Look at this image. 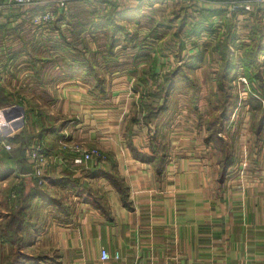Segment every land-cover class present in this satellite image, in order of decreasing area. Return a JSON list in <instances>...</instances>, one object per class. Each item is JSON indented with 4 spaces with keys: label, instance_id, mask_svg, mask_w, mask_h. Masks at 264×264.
Instances as JSON below:
<instances>
[{
    "label": "crops",
    "instance_id": "crops-1",
    "mask_svg": "<svg viewBox=\"0 0 264 264\" xmlns=\"http://www.w3.org/2000/svg\"><path fill=\"white\" fill-rule=\"evenodd\" d=\"M129 1L136 5H124ZM100 3L111 10L117 8L113 19L121 25H137V29L131 28L136 35L154 38L152 43H139L135 53L123 43L116 47L115 60L126 69L110 74L105 93L94 88L91 78L81 72L42 85L33 60L40 58V66L43 58L34 43L58 32L33 25V18L49 7L9 8L0 0V85L13 98L19 95L41 101L47 94L52 99L47 104L43 101V107L57 120L53 128L58 132L43 134L42 144L35 145L42 146L50 160L45 178L69 179L72 174L79 182L77 187H64L47 180L44 188L54 204L35 201L33 213L37 214L31 219V234L25 236V244L16 246L2 238L1 227L6 208H17L23 184L26 186L33 175L18 174L16 165L2 157L0 167L8 176L0 178V264H16L13 256L17 249L26 254L23 264H264V132L261 137L257 134L263 112L238 104L229 123L216 113L218 124L210 119L209 108L196 112L195 131L200 136L193 134L191 146L183 147L171 137L174 126L171 129L168 121L175 112L170 102L166 113L144 124L141 117L130 119L134 116L129 115L132 107L128 111L132 102L122 90L116 91V83L124 82L131 89L151 75L146 69L165 66L161 50H182L189 60L191 52L218 51L220 44L231 40L235 57L253 49L261 53L263 62L264 8L253 12L240 9L228 18L226 4L205 0ZM50 6L58 13L55 3ZM121 25L116 26L121 29ZM168 33L182 42L167 44L162 35ZM88 47L83 50L84 58L97 62L106 72L108 57L103 50ZM69 51L75 53V49ZM57 54L66 57L64 51ZM65 63L73 65L68 58ZM185 65L194 64L188 61ZM54 68L53 74L60 66ZM241 76H247L244 69L238 70L233 83ZM189 78L188 74L183 81ZM14 108L0 110L12 114ZM140 108L137 117L142 116ZM203 114L208 120H199ZM36 115L34 119H40L39 113ZM246 115L254 129L252 138L238 135L242 125L237 119ZM15 116L9 122L19 120ZM103 120H109L110 125L99 126ZM224 134L230 138L228 142ZM73 142L100 148L109 155V164L92 161L75 165L67 150ZM6 145L15 147L6 143L4 148ZM62 198L69 204L61 202ZM103 250L110 255L109 261H102Z\"/></svg>",
    "mask_w": 264,
    "mask_h": 264
},
{
    "label": "trees",
    "instance_id": "trees-1",
    "mask_svg": "<svg viewBox=\"0 0 264 264\" xmlns=\"http://www.w3.org/2000/svg\"><path fill=\"white\" fill-rule=\"evenodd\" d=\"M88 3V2H86ZM85 3V4H86ZM84 10V9H83ZM85 11V10H84ZM85 17L81 16L83 14L77 15L76 22L71 23V30L67 34L65 21V14L61 16L55 23V30L58 34H51L47 40L35 42V51L39 53V57L43 61V65L38 66V62L40 58H34L35 66V75L41 79L42 85H50L52 79H59L62 75H68L70 77L76 75V73H84L86 78H91L93 81L90 84L99 90L102 93L108 91V83L104 79H99V76L95 78V74L100 73V65L97 62H92L89 59L84 58L83 50H87L89 47L88 42H85L86 39L89 41H96L98 44V48L104 55L108 57L107 59V70L112 75L119 70L126 69L125 65H120L116 60L115 49L118 45L123 43L126 47H132V53H135L137 49V45L139 44V37L136 34H129V31L121 28L119 29L116 26V22H109L107 19L100 18V25L96 27V25L90 20V12H87ZM23 28V26H19ZM52 31V32H53ZM102 31L105 33L101 34ZM132 36V37H131ZM99 39L107 44L102 45L99 43ZM31 44V43H30ZM233 42L231 40L228 43L220 44L219 47L221 49L222 57H223V65L220 72L221 80L218 81L217 89L219 94H231L232 93V85L233 81L236 79L239 68L244 69L246 73L247 81L251 88V94L247 98L245 104L250 105L252 109L257 110L259 113L264 112V104L260 101V98L264 100V61L260 60L261 53L250 49L243 53V56L234 57V52L231 50V45ZM75 49V53H71L69 49ZM219 48V50H220ZM64 51L66 57L57 56L58 51ZM24 52L22 49L17 55H21ZM66 58L70 59L73 62V65H67ZM60 66V69L53 74L55 71L54 66ZM182 77V80H185L187 75L182 69H178L177 72H170L166 74L164 81L159 84V94H155L153 98H157L158 101L162 96L163 99L162 104H158L153 106L152 104H142L140 108L141 114L145 111L146 115L143 117V120L146 123H149L155 119H158L162 114L166 113L169 109V101L168 98L171 93L175 89L176 84L178 83V79ZM226 82V83H225ZM235 98V97H234ZM12 94L6 91L0 85V107H7L14 104ZM43 101L48 100L49 102L52 99L47 96V94H43ZM236 99V98H235ZM218 104L216 109L222 110V119L225 123H229L231 119V113L234 108L238 106L236 101L232 98L218 99ZM24 105L23 103H20ZM153 106V107H152ZM242 106V105H241ZM215 109V110H216ZM231 109V110H230ZM32 116V115H31ZM29 116V117H31ZM27 118V116H25ZM27 123V122H26ZM215 124H218V120H214ZM40 125L42 128V132L39 136L31 135L25 131L26 125L24 127V131L21 134H18L11 138L0 137V166L2 163V157H6L10 161L16 165V172L19 174L32 175L33 173V165L30 162V154L35 148V145L44 139L46 135L51 133L56 134L58 131L54 129L53 126L47 128L42 127L40 121L36 124ZM52 131V132H51ZM264 132V116H262L260 120V124L257 128V134L259 137ZM45 136H44V135ZM214 137H218L217 132H214ZM6 143L13 144L15 147L11 148L10 151H5L4 145ZM30 162V163H29ZM8 176V172L3 170L0 167V178H5ZM47 180L49 183H56V185L64 186V187H77L79 185L78 180L63 178L52 180L50 177L44 178V184H46ZM31 184H23L24 189L22 190L21 196L18 199L17 208L13 209L10 214L7 216L6 221L1 227V236L5 240L10 241V243L23 245L24 239L26 235L31 234L32 227L31 219L33 216V208L35 201H41V203L45 204H54V199L47 195L44 186H40L39 181L34 179L31 176V179L28 181ZM124 194V193H123ZM80 195H83V192L80 190ZM53 199V200H52ZM40 203V204H41ZM1 216V214H0ZM12 244V245H13ZM30 245V244H26Z\"/></svg>",
    "mask_w": 264,
    "mask_h": 264
},
{
    "label": "rangeland",
    "instance_id": "rangeland-1",
    "mask_svg": "<svg viewBox=\"0 0 264 264\" xmlns=\"http://www.w3.org/2000/svg\"><path fill=\"white\" fill-rule=\"evenodd\" d=\"M70 1H74V0H70ZM98 1L100 2V0ZM98 1L96 0H77L74 3L72 2L68 3L67 12L65 14V17H66L65 21L67 22L66 30H68L66 31L67 34L69 33V30H71V23L74 24L76 22V19L78 17L77 15H79L80 13L83 14L81 15L83 17L87 15L85 11L90 12V20L91 22L93 21L96 27H98V25L101 24L100 18H103L104 20L109 18L107 20L109 22H111V20L115 21L116 25L122 24L119 21H116L115 19H113L114 16L117 15L116 13L117 8H114V10H111L108 8L109 7L108 4L107 5L101 4V3L99 4ZM124 5L131 7L136 4L132 1H129L128 3ZM50 7H53V6H50ZM123 24L125 25H121L122 28L128 30L130 35L135 34L134 33L135 31H133L134 29L132 30L131 28L137 29V25L135 26L133 25L134 27H130L129 25H127V23H123ZM103 33H105V31L101 32V34ZM142 36H138L140 40L139 43L154 42L153 41L154 38H152L151 35L144 34ZM146 37H148L149 39H146ZM162 37H163V41H165L169 45L182 42L180 41V39L175 37L173 33L162 35ZM155 39H159V38L155 36ZM156 41H161V38L160 40H156ZM85 42H88V45H95L98 47V44L96 41H89L86 39ZM102 42L103 40L101 41V39H99V43H102ZM104 44H107V43L103 42L102 45ZM221 49L222 47L218 51L202 52L201 50H198L197 52H191L193 53V55L190 57L189 60H187V55H188L187 52H183L182 50L179 51V49H177L176 52L161 50L160 54L164 56L167 60L166 61L167 63L165 66H162L159 68L154 67L153 69L152 68L146 69V72L148 71L151 75H148L144 77L143 79H141L139 83L134 84L131 89H129V87L126 88L124 86L125 85L124 82L116 83L117 84L116 91L122 90V95H126L125 96L126 99L129 98L127 100L129 102H132V106H129L128 111L130 112V109L132 107L131 113H129V115L134 113V116L130 115V119L131 118L138 119L140 117L143 119V117L146 115V112L143 114L140 113L142 116L137 117L138 115L137 109L139 110V107L142 104L148 103L150 105L152 104L153 106L162 104L163 99L165 98V95L164 97L162 96V98H160L159 101L157 98H153L155 97L153 95H155L156 93L159 94V91H160L159 84L164 81L163 79L165 78L166 74H169L170 72H174V71L177 72L178 69H182L186 75L189 74L190 78L188 82H184L181 77L179 79L181 83H177L175 86V89L171 91V93L169 94L170 96L167 97L168 100H170L169 102H170L171 108H174V112H175L172 116L170 115V121L168 122H169V125L171 126V129H172V126H174L173 128L174 131L172 130V134H171L172 139L178 142L179 146H183V147L191 146L192 143L190 142L189 138H192V137L190 136H192L193 134H196L198 137L200 136L198 131H195L196 124H197L196 112L204 111V109L209 108V112L212 113V116L210 117V119L214 122V120H217L216 118L218 116H220V119H222V110L216 109V106L218 104L217 102L218 99H225L227 97L230 99L233 98L236 101V104H240L243 106V104H245L247 98L251 94V88H250L249 83L240 80V77L238 79L239 81L237 80L236 82L233 83L231 94H219L218 93V89H217L218 87L216 88L215 84L218 85V81L221 80L220 72H221L222 65H223L222 63L223 57H222ZM188 61H190L191 65L194 64L193 67H187L185 65ZM239 69H242V68L240 67ZM100 70L101 71L98 75L95 74L92 76H95V78L99 76V79L107 80L106 83H108V80L110 79L109 78L110 73L108 72L107 67H106V72H105V68H100ZM241 72L243 71L241 70ZM145 74H148V73H145ZM107 85L110 86V83H108ZM27 100H29L30 102H28ZM13 101H14V104L9 106V107H13V106L15 107L13 109L14 112H12V114L7 113L6 111H2V109L0 110V135L1 136H4L5 138H11V136L14 137L18 133L21 134V132L24 131L23 129L25 125H26L25 131L27 130V132L31 135L39 136L42 132V128L40 127V125L39 126L36 125L39 121L42 127L44 126L47 128L57 123V120L53 116L49 115L48 111L45 109V107H43L44 102H46L47 104L48 100H45L44 102L42 99L41 101L40 100L36 101V98L21 97L18 95L17 98L13 99ZM260 101L264 104L263 99L260 98ZM20 103H23L24 105H21ZM16 106L22 108L25 111L24 115L22 114V112H20V110L16 108ZM245 106L251 108V106L248 104ZM36 112L39 113L38 116H40V119L38 120L34 119V117L37 116ZM216 113H217V117L215 116ZM261 114H262L261 116H264V112ZM20 115L22 116L21 119L19 117ZM11 116L12 117L15 116L14 118H17L19 120H15L14 123L9 122L8 119L11 118ZM25 116H27V118ZM29 116H31V118ZM206 116L208 117V115L203 114V119L199 118V120L200 121L206 120L207 118L206 119L204 118ZM232 117H233V114L231 113V118ZM108 118L109 120H111L110 116H108ZM249 118H250V115H246L245 117H242V119L241 118L237 119V120H241L240 125H242V129H241L242 132H238V135L241 133L243 137H248V138L254 137L253 126H251L250 124V127H249V124L247 123ZM94 119H96V116L94 117ZM22 120L24 121L23 126H22ZM109 120H103L101 124H98V122L97 124L101 127L103 126V124H106V123L110 125ZM222 121L224 122L223 119ZM143 123L146 124V121L143 120ZM11 126L13 128H11ZM36 126H37V130L35 129ZM21 128L22 130H20ZM197 128H198L197 130H199V126ZM12 130L16 131L15 133L17 134H15L14 132H11ZM224 137L228 142V139H230L228 135L224 134ZM169 138H170V133L168 132V139ZM195 140L196 138L193 137V140H192L193 143ZM38 144H42V143L39 141ZM37 147L41 148L42 146H39V145L35 146V148ZM77 149L79 150V152L74 151ZM67 150L72 152L73 158H75L74 159L75 165H84L92 161L98 162L100 164L101 163L109 164V161H110L109 155L105 153L104 151L100 150V148L89 147L81 143L73 142L71 145V149L69 148ZM87 153L92 154V158L87 161L82 160L80 155L87 154ZM45 156L47 157V155ZM47 160H48V157H47ZM76 160H78L79 163H76ZM49 166H50V160H48V164L46 168H48ZM32 175L34 179L39 181L40 186H45L43 185L45 182H41L42 178L38 177L37 175H34V165H33ZM69 177L73 179L72 174L69 175ZM28 183L31 184L30 182ZM44 189H47V188L45 187ZM60 201L64 202L65 204H69V200L66 198H62L60 199ZM6 212L8 213L7 215H4L3 222L6 221L7 216L10 214L11 211H8V209L6 208ZM35 212L37 214V211H34L33 216H36ZM16 246L18 245L16 244ZM25 255L26 254H22L20 250L17 249V251L15 252L13 256L14 257L13 261L16 264H23L24 260L26 261V259L24 258Z\"/></svg>",
    "mask_w": 264,
    "mask_h": 264
},
{
    "label": "built area",
    "instance_id": "built-area-1",
    "mask_svg": "<svg viewBox=\"0 0 264 264\" xmlns=\"http://www.w3.org/2000/svg\"><path fill=\"white\" fill-rule=\"evenodd\" d=\"M98 1V0H96ZM209 2H215L220 4H226L228 6V14L227 17L231 18L232 14L237 12L240 9H243L247 12H253L258 8H264V0H205ZM5 4L9 8H24V9H31L33 7H49L48 10L44 11L43 13L35 16L33 18V25L42 27L48 31L55 30V23L56 21L66 14L68 3L70 0H4ZM56 4L58 7V13L50 8L51 4ZM240 80L244 82H248L245 76L240 77ZM6 150L10 151L11 146L6 145ZM79 152V150H74ZM82 160H89L92 158V154H81ZM30 160L34 165V175L42 178L41 182H44L45 174L47 172V164L48 160L47 157L44 155L40 147L33 149L30 154ZM76 163H79L76 160ZM102 261H109L111 259L110 255L107 251L103 250L101 253ZM115 259H120V256L117 254Z\"/></svg>",
    "mask_w": 264,
    "mask_h": 264
},
{
    "label": "water",
    "instance_id": "water-1",
    "mask_svg": "<svg viewBox=\"0 0 264 264\" xmlns=\"http://www.w3.org/2000/svg\"><path fill=\"white\" fill-rule=\"evenodd\" d=\"M21 112H22V114L24 115V110L22 109V108H18ZM10 114V113H9ZM23 124H24V121L22 120V126H23ZM19 127H21V126H19ZM6 129V128H5Z\"/></svg>",
    "mask_w": 264,
    "mask_h": 264
}]
</instances>
